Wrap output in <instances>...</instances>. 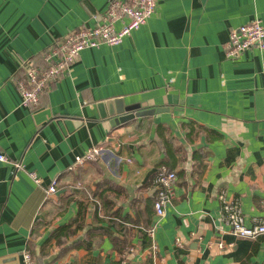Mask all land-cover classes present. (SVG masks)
<instances>
[{"label":"crops","instance_id":"crops-1","mask_svg":"<svg viewBox=\"0 0 264 264\" xmlns=\"http://www.w3.org/2000/svg\"><path fill=\"white\" fill-rule=\"evenodd\" d=\"M110 1L0 0V149L12 161L0 162V264H26V250L36 264H264V234L234 235L219 199L239 197L248 226L264 216V49L232 59L224 47L233 28L264 25V0H159L121 43L85 48L24 106L28 66L100 24ZM115 97L169 111L112 126L96 103ZM93 146L102 155L73 168ZM161 165L177 173L163 217ZM67 225L75 235L58 238Z\"/></svg>","mask_w":264,"mask_h":264},{"label":"built area","instance_id":"built-area-1","mask_svg":"<svg viewBox=\"0 0 264 264\" xmlns=\"http://www.w3.org/2000/svg\"><path fill=\"white\" fill-rule=\"evenodd\" d=\"M158 1L111 0L100 24L70 31L62 41L45 52L43 66L30 64L25 77L18 81L22 104L26 107L36 106L40 101L41 93L50 89L54 81L71 69L85 48L98 47L104 43L109 45L121 43L126 36L140 28L156 11ZM118 21H122L120 29L115 27ZM224 47L226 56L232 59L239 58L245 51L252 48L264 49V25L259 19H254L233 28ZM103 150L102 146L89 148L84 155L76 157L73 168L97 160ZM0 162H12L9 155L1 149ZM14 164L16 170L24 167L19 161ZM33 177L37 182H41V178L35 173H33ZM176 180L177 173L166 165H161L153 177V184L157 187L155 211L159 217L165 215L166 206L174 196ZM57 185L58 180L54 179L49 185L47 193L56 192ZM219 199L222 203L224 221L231 227V232L234 235L255 238L264 234V216L255 218V224L248 226L239 197L229 199L224 193H221ZM149 234L153 235L154 229H150ZM177 245L182 246L180 240H177ZM220 246L223 247V243H220ZM24 259L26 264H35L33 256L28 250L24 252Z\"/></svg>","mask_w":264,"mask_h":264},{"label":"water","instance_id":"water-1","mask_svg":"<svg viewBox=\"0 0 264 264\" xmlns=\"http://www.w3.org/2000/svg\"><path fill=\"white\" fill-rule=\"evenodd\" d=\"M99 111V117L110 118L112 126L126 123L134 118L154 115L164 111H169V108L164 106L142 107L141 103L135 102L126 104L123 97L108 98L96 103Z\"/></svg>","mask_w":264,"mask_h":264},{"label":"trees","instance_id":"trees-1","mask_svg":"<svg viewBox=\"0 0 264 264\" xmlns=\"http://www.w3.org/2000/svg\"><path fill=\"white\" fill-rule=\"evenodd\" d=\"M172 170V169H171ZM92 196H94V197H98V199H100V201H101V198L95 193V192H93L92 193ZM156 198H157V196L155 197V201H156ZM97 201L98 200H96V201H94L93 203L95 204V206H96V208H95V210H96V212H97V214H98V208H99V203H97ZM155 201H154V208H155ZM102 202V201H101ZM75 230H73L72 228H71V226H63L62 228H61V231L59 232V235H58V238H60L61 236H63V235H70V234H73V235H75ZM67 236V237H68ZM71 236V235H70ZM59 240V239H58ZM66 241H67V238L66 239H64V238H62V239H60L59 240V243L60 244H65L66 243ZM35 264H36V262H35Z\"/></svg>","mask_w":264,"mask_h":264}]
</instances>
